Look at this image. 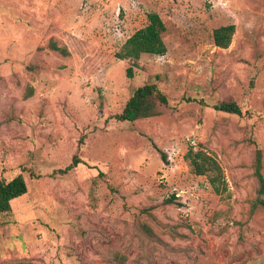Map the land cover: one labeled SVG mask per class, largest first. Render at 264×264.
Masks as SVG:
<instances>
[{"label":"rangeland","instance_id":"rangeland-1","mask_svg":"<svg viewBox=\"0 0 264 264\" xmlns=\"http://www.w3.org/2000/svg\"><path fill=\"white\" fill-rule=\"evenodd\" d=\"M150 13L167 27L165 55L144 54L133 78L128 60L83 72ZM228 25L232 43L218 48L214 30ZM66 34L85 57L52 49ZM146 83L168 105L118 121ZM192 148L219 163L221 194L194 174ZM258 154L264 177V0H0V178L28 187L0 214V264H264Z\"/></svg>","mask_w":264,"mask_h":264},{"label":"trees","instance_id":"trees-1","mask_svg":"<svg viewBox=\"0 0 264 264\" xmlns=\"http://www.w3.org/2000/svg\"><path fill=\"white\" fill-rule=\"evenodd\" d=\"M166 31L167 27L161 17L157 13H150L148 15V24L135 32L116 55L111 56L99 52L93 58L87 57L84 59L82 70L87 76H92L115 59L128 60L132 63V66L127 69V76L128 78H133V67L139 65L144 54L162 56L167 53V46L163 38ZM235 31V25L222 26L215 29L213 36L215 46L221 49L229 48ZM66 36L67 46L58 47L52 40V49L60 52L65 57L72 54L79 55L82 58L85 57L88 44L71 34H66ZM33 91L34 89L29 87L25 98L31 97ZM160 105H168L167 95L157 83H146L133 92L122 113L115 118L120 122H135L139 119L156 117L160 115V110L158 109ZM214 109L224 113L242 115L240 106L234 102L218 101L214 105ZM161 158L166 163L167 157L164 153L161 154ZM186 158L194 174L209 177V182L216 193L221 194L223 190H226L223 171L219 163L210 154L206 151L192 148L188 151ZM80 163L81 161L76 156L68 170L78 166ZM256 175L262 186L261 192L264 193V177L262 175L260 154L257 156ZM27 190L28 187L22 175L16 176L11 181L0 178V214L12 213V202L26 195ZM175 199L173 196L166 202L173 203Z\"/></svg>","mask_w":264,"mask_h":264}]
</instances>
